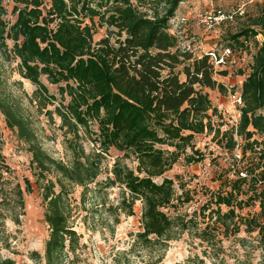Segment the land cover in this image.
I'll return each instance as SVG.
<instances>
[{
  "label": "trees",
  "instance_id": "1",
  "mask_svg": "<svg viewBox=\"0 0 264 264\" xmlns=\"http://www.w3.org/2000/svg\"><path fill=\"white\" fill-rule=\"evenodd\" d=\"M11 1L17 20L6 32L1 19L6 10L0 5V40L4 44L7 35L14 42L13 54L20 60L21 75L37 88L34 99L41 103L46 97L49 104L54 100L41 81L45 76L51 85L58 86L63 99L69 98L66 106L55 111L69 133L77 135L79 128L91 133V125L97 126L94 141L99 153L86 155L83 149L74 148L73 161L65 164L42 149L19 104L0 91V113L7 127L28 145L38 177L55 178L43 186L44 218L50 229L46 243L48 264L57 263L67 248L74 251L79 242L77 232L69 224L67 184L87 187L94 182L100 174V158L112 148L122 153L123 159L137 163L133 169L116 162L110 181L129 193V200L123 199L129 216L133 215L136 201L143 204L139 240L146 246L152 238L164 244L174 240L176 229L184 231L188 226L164 212L175 201L174 182L165 174L182 157L189 165L204 160V153L195 147L196 136L213 134L216 139L221 135L219 143L233 151L238 146L236 135L246 142L245 157L248 148L253 150L254 145H259L254 137L264 135V4L251 20V27L232 37L237 44L259 35L263 41L258 44L251 73L242 85L239 126L221 133L223 125L215 120L218 110L205 90L226 93L227 88L217 80L219 74L209 56L195 57L171 32L170 21L184 0H135L138 5L134 0ZM149 5L154 8L143 9ZM95 18L100 27L107 28L106 37L99 41L94 38ZM221 75L226 76L227 72ZM263 152L258 154L262 159ZM241 163L234 171L236 179L227 178L221 186L229 190L220 189L211 196L216 210H211L209 217L216 215L225 236L231 231L239 233L242 226L248 233L259 230V234H264V224L256 218L248 220L236 214L255 203H259L264 214V165ZM4 170L8 168L0 141L1 195ZM159 178L160 183L156 181ZM25 191H32L29 181ZM13 192L23 207L25 192L21 186L17 185ZM243 196L247 199H241ZM4 202L3 196L0 204ZM223 208L227 211L223 212ZM238 217L239 223L235 221ZM14 221L19 224V216ZM36 256L33 253V259ZM0 264L15 261L0 254Z\"/></svg>",
  "mask_w": 264,
  "mask_h": 264
},
{
  "label": "rangeland",
  "instance_id": "2",
  "mask_svg": "<svg viewBox=\"0 0 264 264\" xmlns=\"http://www.w3.org/2000/svg\"><path fill=\"white\" fill-rule=\"evenodd\" d=\"M134 4L138 5L135 0ZM263 4L264 0H184L179 6V17L187 20L185 27H182L184 33L181 38L185 41L195 39L196 43H191L196 45L197 55L202 51L222 48H231L232 51L230 62L219 67L217 75V80L226 86L227 92L205 90L218 110L219 117L215 120L223 125L221 133L239 126L243 106L234 104L232 95L241 92L244 81L251 73L258 44L263 41V36L259 35L255 39H248L247 43L237 44L232 37L251 27V20L258 16ZM0 5L6 10L1 19L9 33L17 20V15L13 14L14 4L11 0H3ZM150 8L154 6L143 9ZM216 9L226 12L241 10L244 15H238L233 23L224 25L220 30L206 31L200 22L201 17ZM93 25L96 41L106 37L107 28L100 27L98 18L94 19ZM177 29L172 28L171 32ZM5 38L4 44L0 40V91L19 104L29 118L42 149L65 164L73 161L74 148L78 151L83 149L86 155L99 153L96 151L99 146L94 141L96 125L88 129L91 133L79 128L77 135L69 133L68 128L62 126L55 111L61 105L66 106L69 98L65 96L66 99H63L58 86L51 85L47 77L42 76L41 81L49 94L55 96L54 100L49 104L46 97L41 99V103L34 99L37 88L22 77L20 60L13 54L14 42L7 35ZM241 40L244 42L245 39ZM222 72H227V75H221ZM181 79L184 80V76ZM43 104H47L46 107ZM213 138V134H204L196 136L194 140L196 149L205 155L202 162L189 165L182 157L165 174L174 182L175 201L164 212L177 223L184 221L188 226L184 231L177 228L176 238L167 244L152 238L151 244L146 246L139 240L138 236L143 232V204L136 201L133 215L129 216L123 203L124 198L129 200V193L123 186L111 184L116 162L120 161L133 169L137 163L123 159V154L114 148L104 154L100 158V174L94 182L87 187L67 184L69 224L77 232L79 242L74 251L67 248L55 264H264V234H259V230L248 233L246 227L242 226L239 233L231 231L225 236V229L216 222V215L212 213L209 217V212L216 210V206L211 204L212 194L220 189L229 190L221 186L227 178L236 179L234 171L240 161L249 166L264 165L263 156L258 155L260 150L264 151V135L254 137L253 140L259 145H254L253 150L248 148L245 157L243 146L246 142L236 135L234 139L238 146L233 151L223 148L221 135ZM0 141L4 163L8 168L4 170L2 181L4 192L2 195L0 193V202L3 196L6 197V202L0 204V254L15 261V264H48L46 243L50 239V229L44 218L46 204L43 202V186L49 179L55 178L52 175L38 177L39 171L32 162L28 145L7 127L1 113ZM26 181L32 188L30 193L25 191ZM156 181L160 183L162 178ZM17 185L25 192L23 207L13 192ZM59 190V186H56V191ZM241 199L246 200L247 197ZM226 211L223 208V212ZM236 214L248 220L256 218L264 224L259 203L242 211L237 210ZM16 215L19 216V224L14 221ZM235 221L239 223V217ZM33 253L37 254L34 259Z\"/></svg>",
  "mask_w": 264,
  "mask_h": 264
},
{
  "label": "built area",
  "instance_id": "3",
  "mask_svg": "<svg viewBox=\"0 0 264 264\" xmlns=\"http://www.w3.org/2000/svg\"><path fill=\"white\" fill-rule=\"evenodd\" d=\"M238 15L242 16L244 15L243 11H231V12H226L223 9H216L213 10L209 13H206L201 17V24L205 28L206 31H216L220 30L223 28L224 25L228 23H233ZM185 21V22H184ZM187 20L184 18H180L179 15L177 14L174 19L170 21V27L172 28H177L176 32H172L176 34L181 42H182V47L186 49V51L192 53L195 57L203 56V55H208L210 58L211 64L214 66L215 70L218 71L219 67H223L227 65L230 62V58L232 56V51L231 48H222L218 50H214L211 52H203L199 55L195 53L196 51V45H192L191 42H195V39L192 38L191 40H182L181 35L184 33L182 26L186 25ZM178 25V26H177ZM182 30V31H181ZM193 47V49H192ZM195 47V49H194ZM201 47V46H200ZM232 99L234 104L237 106H243V100H242V93H235L232 95Z\"/></svg>",
  "mask_w": 264,
  "mask_h": 264
},
{
  "label": "crops",
  "instance_id": "4",
  "mask_svg": "<svg viewBox=\"0 0 264 264\" xmlns=\"http://www.w3.org/2000/svg\"><path fill=\"white\" fill-rule=\"evenodd\" d=\"M179 10H180V8H179ZM179 12V11H178ZM178 14V13H177ZM183 27V26H182ZM184 27H185V25H184Z\"/></svg>",
  "mask_w": 264,
  "mask_h": 264
}]
</instances>
